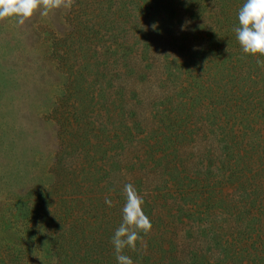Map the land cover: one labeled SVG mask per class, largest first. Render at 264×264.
<instances>
[{
	"label": "rangeland",
	"instance_id": "rangeland-1",
	"mask_svg": "<svg viewBox=\"0 0 264 264\" xmlns=\"http://www.w3.org/2000/svg\"><path fill=\"white\" fill-rule=\"evenodd\" d=\"M233 1L0 21V264H116L126 183L152 224L134 264H264V175L233 184L239 142L211 111L226 80L247 96L257 65L229 42Z\"/></svg>",
	"mask_w": 264,
	"mask_h": 264
},
{
	"label": "clouds",
	"instance_id": "clouds-1",
	"mask_svg": "<svg viewBox=\"0 0 264 264\" xmlns=\"http://www.w3.org/2000/svg\"><path fill=\"white\" fill-rule=\"evenodd\" d=\"M74 0H0V21L15 19L23 26L39 11L41 17L59 9H70ZM153 29L156 28L154 24ZM236 40L244 56L256 57L258 67L264 68V0H245L238 11V26L233 29ZM125 203L121 209V223L114 230L110 243L116 264H134L125 254V249L135 251L142 234L152 230L149 217L143 211L144 199L132 183L123 187ZM105 204L112 207V200L105 197Z\"/></svg>",
	"mask_w": 264,
	"mask_h": 264
},
{
	"label": "trees",
	"instance_id": "trees-1",
	"mask_svg": "<svg viewBox=\"0 0 264 264\" xmlns=\"http://www.w3.org/2000/svg\"><path fill=\"white\" fill-rule=\"evenodd\" d=\"M244 3L245 0L233 1L234 10L231 15L233 17H229L227 21V32L233 40L229 42L235 49H240V47L233 29L238 26V11ZM242 57L241 62H244V54H242ZM233 69L232 65V67L224 69L222 72L228 70L232 73ZM249 75V83L245 85L247 87L246 92H248L247 96L240 95V89H243L244 86H233L227 80L223 83L221 91L214 92L212 95L214 106L211 111L214 112L215 123L219 128L226 129L227 133L237 138L239 142V145L231 146L230 149L233 153L235 166L231 170V176L233 179L236 177L239 180L233 183L238 186L242 184L241 178L243 182H246L249 179H254L256 175H264V68L256 65L255 70ZM252 85H255V87ZM243 129L246 132H242ZM251 133H253L252 137L257 142L255 148H249L247 146L248 141L245 140ZM250 166L255 168L250 169Z\"/></svg>",
	"mask_w": 264,
	"mask_h": 264
}]
</instances>
